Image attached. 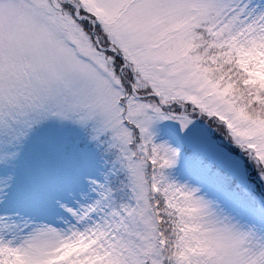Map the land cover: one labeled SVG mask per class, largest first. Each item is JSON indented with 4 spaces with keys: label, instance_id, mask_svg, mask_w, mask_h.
Segmentation results:
<instances>
[{
    "label": "rangeland",
    "instance_id": "obj_1",
    "mask_svg": "<svg viewBox=\"0 0 264 264\" xmlns=\"http://www.w3.org/2000/svg\"><path fill=\"white\" fill-rule=\"evenodd\" d=\"M255 159L264 0H0V264H264Z\"/></svg>",
    "mask_w": 264,
    "mask_h": 264
},
{
    "label": "trees",
    "instance_id": "obj_2",
    "mask_svg": "<svg viewBox=\"0 0 264 264\" xmlns=\"http://www.w3.org/2000/svg\"><path fill=\"white\" fill-rule=\"evenodd\" d=\"M66 6H69L68 4H65ZM91 21H93V26H91V30H93V33L94 35L97 37L98 39V42L100 44V46L102 47H106L108 46L106 44V42L104 41V39L100 36V30H101V26L99 25V23L93 19H90ZM83 26H88L89 23L87 20H82V21H79ZM86 28V27H85ZM86 30L88 31V29L86 28ZM95 45V44H94ZM96 47V46H95ZM99 52L101 53H104L105 55H110L112 57V60H113V67H114V70L115 72H117V74L119 75V72H118V66L119 65H123V62L121 61V59L119 57H116L113 53L109 52L108 50H100L98 48H96ZM125 69L123 71V77L126 78V80H128V82H132L133 83V68L132 66L129 64V62L125 61ZM120 76V75H119ZM125 78H123V82H126ZM233 79V78H232ZM129 86H126V95L130 94V91L128 90ZM137 91V94H141L143 95L144 92H142L141 90L139 89H136ZM125 100V97L122 98V102ZM142 100H146V99H142ZM188 108H190V110L192 109V107L190 105H188ZM163 110H166V108H164ZM195 117L197 115H194ZM205 118V125L208 127L210 133L212 136H215V137H218L221 133H223V131L225 132V128L224 126H215L214 125V122L210 119H208L206 116H204ZM126 124L128 126H130L133 130V132L137 135V128L134 127L132 124L130 125L129 121L126 119ZM221 127V128H220ZM221 137V136H220ZM222 139V138H221ZM230 150V149H229ZM241 151H243L244 153H248L250 155V158H254V154L250 152V150H246L245 148H243ZM234 152H237V150H234ZM254 162V161H253ZM256 163V159H255V162H254V167L257 169V175L260 176L261 178V182L262 184L257 185L255 183L254 180H250L253 185L255 186L254 187V190L255 192H259V191H264V169L261 170L260 169V166H258ZM220 179L221 181L227 183L228 185H230V187H233L234 190H239L241 192V190L236 186L234 185V182L227 178V176H225L224 174H220ZM242 193V192H241ZM179 234L178 232V228L176 226H173L171 224H168V223H165V222H156L154 224V235H155V238H156V242L159 243L161 242L162 240L163 241H166L169 245L171 244V242L173 241V239H175L177 237V235ZM175 250H172L171 248H169L167 250L166 253H164V261H165V264H172L173 263V255H174Z\"/></svg>",
    "mask_w": 264,
    "mask_h": 264
}]
</instances>
